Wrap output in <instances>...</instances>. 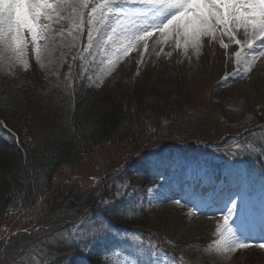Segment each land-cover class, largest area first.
<instances>
[{
    "label": "trees",
    "instance_id": "trees-1",
    "mask_svg": "<svg viewBox=\"0 0 264 264\" xmlns=\"http://www.w3.org/2000/svg\"><path fill=\"white\" fill-rule=\"evenodd\" d=\"M31 67L15 71L12 79L0 80V122L6 125L0 126L3 264H16L26 251L40 264L69 260L71 264H105L100 246L86 253L66 243L56 246L57 234L94 215L117 231L140 235L160 251L178 253L149 213L127 208L124 195L109 205L110 210L98 204L102 197L111 201L124 178L136 184L152 182L154 172L141 165L142 157L158 148L189 145V152L196 157L213 153L221 160L238 153L235 158L242 160L247 170L264 175V155L259 154L264 151V110L246 128L228 126L210 107L196 109L194 102H207L202 94L197 99L181 98L183 104L169 118L163 102L145 99L140 82L125 90L127 99H122L89 85L80 69L72 75L75 79L69 89L64 84L67 73L47 76ZM186 101L190 111H184ZM201 120L211 129L205 137L198 134ZM246 145L254 150L251 154ZM81 165L93 169L95 178L86 188L76 174ZM119 190L125 192L124 187ZM11 216L17 217L20 230L10 235L6 224ZM5 239L10 243L4 244Z\"/></svg>",
    "mask_w": 264,
    "mask_h": 264
},
{
    "label": "rangeland",
    "instance_id": "rangeland-1",
    "mask_svg": "<svg viewBox=\"0 0 264 264\" xmlns=\"http://www.w3.org/2000/svg\"><path fill=\"white\" fill-rule=\"evenodd\" d=\"M53 27L67 30L71 25L64 21ZM86 34L87 29L85 37ZM85 37L75 47L63 46L71 41V37H65L63 44L58 38L52 53L53 63L45 69L37 65L29 49L31 69H38L47 76L59 77L64 73L68 75L71 65L72 75L80 69L89 85L112 91L122 99H127L125 90L140 82L145 99L163 102L169 118L175 115L179 104H183L181 98L197 99V95L201 97L202 94L206 96L207 102L202 105L201 102H194L196 109L205 111L207 106L210 107L218 120L228 126L246 128L264 110V57L257 59L250 73H246L244 66L240 65V72L231 76L229 74L237 67L233 55L238 50L235 44H230L225 50L218 41L205 39L199 54L190 48L185 55L183 48H176L171 41L167 44L154 43L157 39L154 36L148 42L147 52L143 51L141 43L138 50L124 56L107 75L106 65L100 64L99 56L94 65L85 59L81 66L79 53L86 43ZM223 39L225 43L229 42L226 36ZM73 56H77V60L74 61ZM20 69L16 68L15 71ZM89 76L91 81L87 79ZM224 76H228L227 81L223 80ZM13 77L0 72V80ZM101 79L103 82L99 83ZM186 104L184 111H190V102L186 101ZM205 125L203 120L199 122L198 134L202 137L211 130ZM188 147L158 148L144 155L141 165L146 164L151 168L155 179L145 184H136L130 178L120 182L129 185L124 194L127 208L131 212L149 213L152 223L161 229L167 243L180 250L178 253H167L157 247V251L167 253L170 264L172 261L175 264H264V249L255 246L264 241V223L261 222L264 216V175L247 170L242 160L231 155L223 160L213 153L196 157L193 152H189ZM225 151L228 152V149ZM76 174L85 188L95 182L93 169L88 165L79 166ZM149 188H153L152 193L148 192ZM188 194L211 198L214 203L196 212L191 202H185L184 198ZM238 195L246 198L247 211L244 220L246 231H238L237 234L246 236L253 247L238 249L225 259L214 251L216 226L222 220L221 211L225 208L228 196ZM177 199L181 200L180 204L174 202ZM88 217L94 221L103 220L111 228L106 237L90 241V249L95 246L104 249L101 250L106 255L105 264H128L130 260L145 264L149 259L146 254H141L140 246L131 239L136 234L117 231L97 215ZM6 227L7 234L17 233L20 230L17 217L11 216ZM234 227L240 229V219L234 218ZM71 231L61 233L71 236ZM60 238L57 234L56 240ZM16 264L40 263L31 252L26 251ZM60 264H71V260Z\"/></svg>",
    "mask_w": 264,
    "mask_h": 264
},
{
    "label": "snow or ice",
    "instance_id": "snow-or-ice-1",
    "mask_svg": "<svg viewBox=\"0 0 264 264\" xmlns=\"http://www.w3.org/2000/svg\"><path fill=\"white\" fill-rule=\"evenodd\" d=\"M64 21L71 25L69 29L53 27ZM154 36L157 37L154 43L171 41L176 48H183L185 55L190 48L199 54L205 39L218 41L225 50L235 44L238 50L233 55L237 67L229 75L238 74L240 65L250 73L257 59L264 57V0H0V72L10 76L16 75V68L30 69L29 49L41 69L50 66L55 42L59 38L63 44L65 37H71L68 44H63L65 47H75L85 37L86 43L79 53L81 66L85 59L94 65L99 56L100 64L106 65L105 74L110 75L115 65L138 50L141 43L143 51L147 52L148 42ZM225 36L228 43L224 42ZM60 59L62 61L63 56ZM72 59L77 60V56ZM140 62H143V54ZM79 75L78 72L76 78ZM74 79L70 65L65 86L71 89ZM87 79L92 80L90 76ZM227 79L228 76L223 77ZM102 82L101 79L99 83ZM0 126L6 127L3 122ZM14 138L19 143V138ZM245 148L249 154L254 151L251 145ZM259 154L264 155V151ZM236 155L238 153H234L233 158ZM121 187L125 192L119 190ZM128 188L129 185H117L112 200L102 197L98 204L110 210L109 205L121 199ZM148 192L152 193L153 188ZM184 199L192 203L196 212L214 203L211 198L197 194H188ZM174 202L180 204L181 200ZM246 211L247 200L243 195L228 196L221 211L222 220L217 222L214 241V251L225 259L238 249L253 247L246 236L237 234L246 231ZM234 218L241 220L240 229L234 227ZM261 222L264 223V216ZM110 232L111 228L103 220L85 217L73 226L71 236L58 234L61 238L56 246L66 243L86 253L91 250L90 241L104 238ZM131 239L140 246L141 254L149 257L145 264H170L167 253L157 251V245L146 242L140 235H133ZM9 243V239L4 240V244ZM255 246L264 249V241ZM128 264H138V261L130 260Z\"/></svg>",
    "mask_w": 264,
    "mask_h": 264
}]
</instances>
